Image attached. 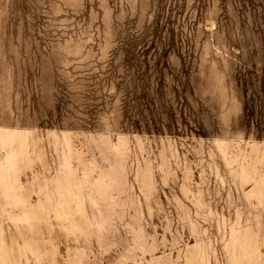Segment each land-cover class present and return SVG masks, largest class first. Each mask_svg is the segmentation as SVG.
I'll list each match as a JSON object with an SVG mask.
<instances>
[{"label":"rangeland","instance_id":"374dc122","mask_svg":"<svg viewBox=\"0 0 264 264\" xmlns=\"http://www.w3.org/2000/svg\"><path fill=\"white\" fill-rule=\"evenodd\" d=\"M0 264H264V0H0Z\"/></svg>","mask_w":264,"mask_h":264}]
</instances>
